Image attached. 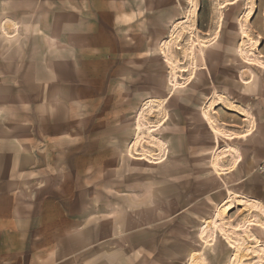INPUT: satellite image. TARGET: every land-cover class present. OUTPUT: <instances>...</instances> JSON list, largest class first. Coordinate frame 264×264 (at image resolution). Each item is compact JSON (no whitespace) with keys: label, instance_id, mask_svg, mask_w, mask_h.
I'll return each instance as SVG.
<instances>
[{"label":"rangeland","instance_id":"obj_1","mask_svg":"<svg viewBox=\"0 0 264 264\" xmlns=\"http://www.w3.org/2000/svg\"><path fill=\"white\" fill-rule=\"evenodd\" d=\"M263 77L264 0H0V264H264Z\"/></svg>","mask_w":264,"mask_h":264},{"label":"crops","instance_id":"obj_2","mask_svg":"<svg viewBox=\"0 0 264 264\" xmlns=\"http://www.w3.org/2000/svg\"><path fill=\"white\" fill-rule=\"evenodd\" d=\"M245 96L246 98L242 99L241 106L247 112V118L244 121L246 122L247 130L251 129L250 135L231 140V152H233L231 156L232 159L238 160V164L236 163L235 166L231 167L230 170L232 171H229V173L237 176L249 175V171L252 170L254 166V161L264 160V87L261 92L256 93L248 89ZM251 119L254 120L251 121ZM243 160H246V167L243 166ZM149 163L158 164L160 162ZM257 201L263 203L264 207V202L259 199H257ZM245 202L246 201H242L243 204H245ZM234 207H242V205L238 204Z\"/></svg>","mask_w":264,"mask_h":264},{"label":"built area","instance_id":"obj_3","mask_svg":"<svg viewBox=\"0 0 264 264\" xmlns=\"http://www.w3.org/2000/svg\"><path fill=\"white\" fill-rule=\"evenodd\" d=\"M258 171H259V172H263V171H264V166H263V165H260V166L258 167Z\"/></svg>","mask_w":264,"mask_h":264}]
</instances>
